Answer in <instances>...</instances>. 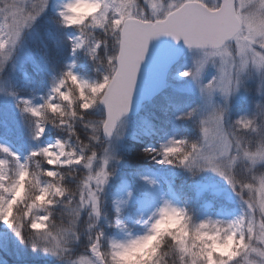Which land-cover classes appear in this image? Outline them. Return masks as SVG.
Listing matches in <instances>:
<instances>
[{
	"label": "snow or ice",
	"instance_id": "obj_1",
	"mask_svg": "<svg viewBox=\"0 0 264 264\" xmlns=\"http://www.w3.org/2000/svg\"><path fill=\"white\" fill-rule=\"evenodd\" d=\"M88 2L95 11L69 24L73 0H0V97L12 101L28 141L25 152L0 144V225L55 264H264V0ZM49 9L41 32L36 23ZM160 38L192 54L178 76L196 86L201 103L175 119L194 135L174 133L145 147L142 160L124 159V118ZM22 55L49 77L43 94L26 72L28 95L14 87ZM81 55L92 76L76 71ZM240 93L255 99L233 119L230 102ZM148 160L193 179L210 173L229 195L215 216L201 217L182 191L165 193L140 174ZM122 165L145 186L139 199L127 179L118 180ZM201 189L221 196L214 186ZM165 210L179 217L183 234L176 225L157 231ZM213 236L218 244L230 237L232 246L214 251Z\"/></svg>",
	"mask_w": 264,
	"mask_h": 264
},
{
	"label": "trees",
	"instance_id": "obj_2",
	"mask_svg": "<svg viewBox=\"0 0 264 264\" xmlns=\"http://www.w3.org/2000/svg\"><path fill=\"white\" fill-rule=\"evenodd\" d=\"M52 12L49 11L36 23V28L41 32L48 26L49 17ZM60 64L69 61V52L65 50L58 57ZM79 66L76 69L80 74L92 76L91 65L82 55L79 58ZM11 68V65L9 66ZM36 81L40 85L39 91L43 94L47 90L49 77L44 72H36L32 63L24 60V63L16 68L13 84L22 95H28V89L21 87L24 79V73ZM171 85L180 83L183 79L178 77V73H173L170 76ZM168 86L163 92L155 95L152 99L146 101L141 106L140 112L137 115L127 118L125 121V134L122 140V156L124 159L142 160L141 153L143 149L149 145L158 147L160 144L166 142L174 133L182 135L193 136L191 131V124L175 119L180 112L190 110L199 103L186 95L174 94L170 91ZM249 98L232 109L231 117L238 118L250 110L251 101ZM166 110V111H165ZM145 121H151L157 131L153 134L147 128ZM46 136H53L56 138V131L50 130ZM0 137L6 139L19 152H25L28 147L24 128L21 124L19 114L16 112L13 103L10 99H5L0 105ZM45 139V137H44ZM148 169H153L157 174H172L174 176L172 188L182 193L190 200L191 204L198 209L199 215H209L210 211L205 210V204L212 197L209 193H200L199 185L203 174L198 178H190L187 174L180 170L172 169L167 166L156 165L150 160L143 161L141 167L138 169L141 175ZM132 169L126 165H122L118 180L120 178L127 179L133 187L137 189V195H141L145 186L141 185L135 175L130 174ZM117 180V182H118ZM223 203L220 198L214 200V204L219 206ZM215 212L214 210H211ZM214 216V214H212ZM12 244V246H11ZM0 264H55V261L40 252L33 253L28 246L20 245L14 236L7 230H0Z\"/></svg>",
	"mask_w": 264,
	"mask_h": 264
},
{
	"label": "water",
	"instance_id": "obj_3",
	"mask_svg": "<svg viewBox=\"0 0 264 264\" xmlns=\"http://www.w3.org/2000/svg\"><path fill=\"white\" fill-rule=\"evenodd\" d=\"M186 50L182 42L174 44L168 38H160L150 44L149 52L138 73L131 109L127 116L137 114L144 100L163 90L168 72Z\"/></svg>",
	"mask_w": 264,
	"mask_h": 264
},
{
	"label": "rangeland",
	"instance_id": "obj_4",
	"mask_svg": "<svg viewBox=\"0 0 264 264\" xmlns=\"http://www.w3.org/2000/svg\"><path fill=\"white\" fill-rule=\"evenodd\" d=\"M65 2H66V0H55V3L57 5H62ZM49 11H51V9H49ZM191 57H192V54H190L189 52H187L184 55L183 65L187 66L188 68L191 67ZM24 60H26V58L22 55L21 56V60L17 64L16 68H18L21 65V63H24ZM175 72L179 73L180 72V68L178 70H176ZM211 75H212V72L210 71L209 74L204 77V80H207L208 78H210ZM167 78H168L167 79V83H168V82H170V74H169V76ZM167 85L170 87V89H171L170 91L172 93L189 95L191 98H194L199 104L201 103V99H200V96H199L198 89L196 88V86L190 80L183 79L180 82V84L170 85V83H169ZM249 98L255 99L254 96H248L247 98H245L243 93L238 94L230 102V104H231L230 112L232 111V109L235 108L236 105L241 104L242 102H244L245 100H247ZM4 100H5V98L0 97V105L3 104ZM10 102H12V101L10 100ZM125 123H126V121H125ZM45 139L48 140L49 142H51L52 140L55 139V137L46 136ZM0 144H3L5 146L11 148L13 151H18L6 139H3L1 137H0ZM144 175L155 179L158 182V184L160 185V189L159 190H162L165 193L168 192L169 186L172 187L173 179H174V176L172 174H157L153 169H148L144 173ZM202 185L214 186L215 190L219 191L221 193L220 198H222V199L229 195V190H228L227 186L223 183V181L219 177H215V176H213L210 173L209 174H205L204 177L201 178L200 187H199L200 191L199 192L200 193H209V195L212 196V199L210 201L214 204V199L217 198V197H215L212 194V189H209L208 191H202V189H201ZM139 197H140V195H137L138 199H139ZM157 200H158V196H157ZM217 207L218 206H215V207H212V208H206L205 207V210L210 211L209 215L214 214V216H215V212H216V208ZM229 207L235 209L237 206H236L235 203H232V204L229 205ZM213 209H214L215 212L211 211ZM201 217H203V216H201ZM2 229L4 230L6 228L3 225H0V230H2ZM11 246H12V244H11ZM1 261L2 260H0V262Z\"/></svg>",
	"mask_w": 264,
	"mask_h": 264
},
{
	"label": "clouds",
	"instance_id": "obj_5",
	"mask_svg": "<svg viewBox=\"0 0 264 264\" xmlns=\"http://www.w3.org/2000/svg\"><path fill=\"white\" fill-rule=\"evenodd\" d=\"M68 11V23L74 24L80 22L84 18V13H91L95 11L93 5H91L88 0H73V3L67 9ZM162 225H176L179 229L180 233L183 234L182 228H180V219L179 217L170 212V211H162L161 219L157 223V231H159L160 226ZM223 228L221 227V231ZM211 231V229H209ZM205 238V237H202ZM213 239V243L211 245L212 249L215 250H227L232 246V240L230 237L226 238L222 243L218 244L215 242V237H207ZM151 243V240L144 241L142 244L137 247L143 248L147 247L148 244Z\"/></svg>",
	"mask_w": 264,
	"mask_h": 264
}]
</instances>
